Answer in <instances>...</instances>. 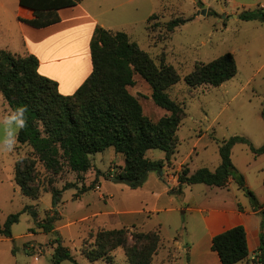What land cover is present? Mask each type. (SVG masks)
Masks as SVG:
<instances>
[{"label":"rangeland","instance_id":"obj_1","mask_svg":"<svg viewBox=\"0 0 264 264\" xmlns=\"http://www.w3.org/2000/svg\"><path fill=\"white\" fill-rule=\"evenodd\" d=\"M114 2L116 4L113 7L125 4L119 10L121 15L114 13L115 30L127 33L131 42L148 53L157 66L163 63L173 66L181 78L177 85L168 90L170 97L182 104L186 112V119L179 131L181 144L178 152L172 163L166 164L162 177L153 172L147 186L135 190L111 177L118 171L117 163L123 161L122 156L117 155L112 148L93 156L94 168L85 175L84 183H80L76 174L67 169L54 176L39 165L40 188L55 187L62 191L57 199L59 203H56L51 192H42L37 200L26 197L15 183L16 161L31 152L30 147L21 145L17 140L13 152L0 151V222L4 223L10 215L21 212L28 205L35 206L41 220L47 214H53L55 209L62 219L56 223L57 232L46 234L37 228L32 232L31 229H35L32 216L22 214L19 223L13 226V238L0 236V264H54L53 253L57 246L54 243L58 238L69 248L77 264H109L105 261L91 262L81 253L83 240L94 241L90 235H95L101 228L127 226L132 229L135 226L149 232L159 228L162 220L172 228L176 227L179 216L186 218L189 226L195 228L198 217L196 213L180 215L176 212H156L188 208L183 200L170 203V196L160 195L162 191L171 187L169 183L177 177L183 166L188 167L192 173L200 168L215 170L221 164L219 147L223 140L243 136L255 147L264 145V24L239 18L243 12L263 9L264 0ZM153 14L156 16L149 21ZM176 18L191 21L171 32L166 25ZM229 53L234 55L237 63L238 74L235 78L217 88L208 85L190 88L186 84L185 78L194 71L197 64H208ZM135 80L136 85L130 88V92L140 99L146 115L153 120L164 117L167 111L155 104L149 84L139 75L135 76ZM11 111L0 93V119ZM3 136L4 128L0 124V139ZM233 149L232 159L238 172L248 179L250 190L264 204V173L259 168L261 160L254 157L248 145L238 144ZM147 156L151 160H160L165 159L166 155L161 150H151ZM97 171L105 176L98 179L96 189L78 198L75 196L79 191L77 188L64 190L69 183L77 184L79 188L93 185ZM49 180L54 181L53 186H50ZM236 188L231 192L235 193ZM193 189L189 200L193 210L207 202H219L228 194L223 189L203 184ZM239 195L240 200L249 207L251 201L248 194L241 190ZM129 211L133 214L129 215ZM110 214L118 215L113 217ZM170 231V228L162 231V236L170 237ZM133 232L129 230L130 247L136 242L132 237ZM112 255L115 258L111 264H129L125 249L119 248ZM156 256L151 264H154ZM167 256L161 264L173 259L172 249ZM62 264L75 263L64 261Z\"/></svg>","mask_w":264,"mask_h":264},{"label":"trees","instance_id":"obj_2","mask_svg":"<svg viewBox=\"0 0 264 264\" xmlns=\"http://www.w3.org/2000/svg\"><path fill=\"white\" fill-rule=\"evenodd\" d=\"M81 2L83 0H20L21 6L32 10L35 15L33 20L21 21L37 29L47 28L61 22L58 15L60 10L76 7ZM155 16L152 15L149 21ZM239 18L264 23V8L243 12ZM188 21L191 19L176 18L166 27L172 32ZM90 48L92 74L69 96L60 93L56 81L40 74V62L36 56L0 49V93L12 111L19 106H27L28 109V126L19 131L17 140L21 145L30 147L31 152L23 159L19 158L15 165V183L26 197L37 200L42 192H51L56 203H59L57 199L61 190L55 187L40 188L39 165L54 176L67 169L76 174L80 183H84L85 175L94 168L93 156L112 148L122 156L123 164L111 177L135 190L146 184L151 173H162L178 152L181 144L179 131L186 119V112L183 105L168 93L181 81L175 68L164 63L157 66L148 53L121 31L98 27ZM237 74L235 57L229 53L208 64H197L185 82L190 88L206 85L217 88ZM136 75L149 84L155 104L167 111L159 120L147 116L140 99L130 92V88L136 85ZM262 117L264 119V104ZM238 144L248 145L256 157L264 155V145L256 148L246 137L235 136L223 140L219 147L220 166L214 171L200 168L193 173L183 166L177 175L178 185L170 193L180 197L186 186L202 184L224 189L232 179L248 194L252 206L261 210L263 223L258 261L264 264V207L233 163L232 150ZM151 150L165 152V159L151 160L147 156ZM102 176L105 175L97 171L93 185L79 188L77 184L69 183L64 190L77 188L79 191L75 196L78 198L96 189V182ZM49 181L53 186L54 181ZM25 213L31 215L35 222L32 232L37 228L46 234L55 233L56 223L62 219L55 209L53 214H47L41 220L35 206L28 205L21 212L10 215L4 223L0 222V236L12 239L13 226ZM129 230L135 231L132 237L136 242L132 247L129 246ZM90 236L94 241L83 240L82 255L91 262L105 261L109 264L115 258L112 253L119 248L126 250L129 264H151L162 243L159 231L144 232L135 227L101 229ZM55 244L54 264L64 261L77 264L69 248L59 238ZM212 250L219 255L222 264L248 261L250 252L246 229L237 226L215 236Z\"/></svg>","mask_w":264,"mask_h":264},{"label":"crops","instance_id":"obj_3","mask_svg":"<svg viewBox=\"0 0 264 264\" xmlns=\"http://www.w3.org/2000/svg\"><path fill=\"white\" fill-rule=\"evenodd\" d=\"M107 1L83 0L76 7L60 10L58 15L61 22L58 24L37 29L21 21V19L33 20L35 15L32 10L22 7L20 0H0V49L14 54L29 53L36 56L40 62V74L56 81L62 95H73L92 74L93 62L90 46L96 29L102 27L116 31V26H114L116 15L114 13L121 15L119 10L125 4L120 3L117 7H113L112 5L116 2L114 0ZM117 1L120 2V0ZM262 126L264 134V125ZM254 157L261 160L259 168L264 173V155L258 157L254 155ZM122 164L123 161L117 163L119 166ZM158 174L162 177V173ZM245 179L249 187L248 179L246 177ZM147 182L143 188L147 186ZM169 184L171 187L164 189L160 195L170 196V203L183 200V203L188 204V208L157 210L156 212H176L180 215L196 213L198 215L197 225L195 228H191L183 216H179L174 228L169 223L160 221L159 228L154 230L160 232L162 244L154 264H158L159 261V264L163 263L171 249L174 252V257L164 264H222L219 255L212 250L213 239L237 226H243L246 229L250 252L248 261L239 264H258L263 223L261 210H256L251 203L248 207V204L240 200L241 189L232 179L227 189H223L228 194H225L219 202L204 203L201 208L196 210L190 208L191 204L189 203L194 186H186L183 196L179 197L170 193L171 189L178 185L177 177ZM234 188H236L235 193L231 192ZM259 203L264 207V204L260 201ZM127 213L133 214L131 211ZM117 215L110 214L113 217ZM126 228L129 227L126 226ZM169 228L172 235L164 238L162 231ZM137 229L143 231L140 228Z\"/></svg>","mask_w":264,"mask_h":264},{"label":"clouds","instance_id":"obj_4","mask_svg":"<svg viewBox=\"0 0 264 264\" xmlns=\"http://www.w3.org/2000/svg\"><path fill=\"white\" fill-rule=\"evenodd\" d=\"M27 111V106H19L0 119V124L4 128V136L0 139V151L13 152L15 150L18 132L28 126Z\"/></svg>","mask_w":264,"mask_h":264},{"label":"water","instance_id":"obj_5","mask_svg":"<svg viewBox=\"0 0 264 264\" xmlns=\"http://www.w3.org/2000/svg\"><path fill=\"white\" fill-rule=\"evenodd\" d=\"M203 14H205V12Z\"/></svg>","mask_w":264,"mask_h":264}]
</instances>
